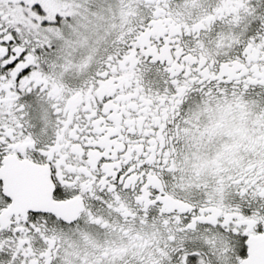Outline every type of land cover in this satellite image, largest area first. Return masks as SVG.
<instances>
[{
  "label": "snow or ice",
  "instance_id": "snow-or-ice-1",
  "mask_svg": "<svg viewBox=\"0 0 264 264\" xmlns=\"http://www.w3.org/2000/svg\"><path fill=\"white\" fill-rule=\"evenodd\" d=\"M0 264H264V0H0Z\"/></svg>",
  "mask_w": 264,
  "mask_h": 264
}]
</instances>
